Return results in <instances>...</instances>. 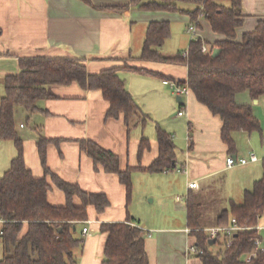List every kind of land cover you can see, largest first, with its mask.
I'll use <instances>...</instances> for the list:
<instances>
[{
    "label": "crops",
    "instance_id": "obj_1",
    "mask_svg": "<svg viewBox=\"0 0 264 264\" xmlns=\"http://www.w3.org/2000/svg\"><path fill=\"white\" fill-rule=\"evenodd\" d=\"M128 1L91 0V4H87L81 0H0V97L4 93L5 76L19 71L18 59L21 57H78L84 60L89 73L116 67L126 89L141 111L148 115L146 121L128 127L122 115L107 117L109 102L99 89L86 90L76 82L52 85L55 97L38 99L33 113L14 109L25 165L34 176H42L36 140L39 134L56 139L46 145V164L49 168L63 180L79 184L85 191L106 194L109 205L104 211L97 213L92 205H88L87 219L77 223V234L83 238L81 247L74 250L77 264H103L107 233L100 231V223L123 221L128 216L143 229L149 264H202L199 257L186 251L195 243L191 227L187 224L188 194L196 195L202 207L208 203L209 206L217 204L219 199L210 198L206 202L199 194L208 187L207 182L224 175L225 193L221 192V196L224 202H228L223 208H228L231 201L242 203L244 191L251 189L253 182L264 175V97L255 101L248 91L235 95L237 102L251 104L253 114L259 120L260 131L235 132L236 150L229 153L220 136L221 118L197 101L190 89L179 96L180 100H176L173 94L177 95L162 82L165 77L122 68L121 57L128 54L137 57L140 54L149 22L167 20L170 32L173 28L176 35H180V27L182 30L186 28L188 33L189 14L134 6L123 11L102 8L125 5ZM183 6L191 9L194 4ZM241 7L244 15L242 23L236 28L237 41L264 18V0H241ZM198 21L200 27L196 28V32L204 41L212 43L223 38V35L212 31L202 15ZM170 36L171 33L160 47L164 55L186 49L187 46L183 49L174 47L176 50L170 52L175 53L163 51ZM130 63L172 79H185L187 75L186 66L181 64L137 59ZM181 109L184 113L179 115ZM21 118L30 120L32 127H25ZM158 128L172 136L175 164L180 166V173L172 170L148 172L136 167L138 164L148 166L157 157ZM184 135L185 142L181 139ZM143 137L148 139L149 146L139 156V144ZM82 139L93 140L117 154L120 169L127 166L133 168L129 201L126 188L115 173L105 172L101 166L94 169L93 160L80 150L79 141ZM175 142L184 149L179 161ZM250 151L258 155V161L226 167L227 156L246 157ZM16 152L11 140L0 139V176L9 167ZM192 180L198 182L197 189H188L187 184ZM209 185L213 186L212 183ZM51 186L47 200L55 205L64 204V193L53 184ZM74 203L79 204L80 200L74 197ZM217 212L215 207L202 210L204 219L212 216L204 221V229L216 226L212 220ZM84 226L89 230L85 235L82 233ZM257 227L264 244V214Z\"/></svg>",
    "mask_w": 264,
    "mask_h": 264
},
{
    "label": "trees",
    "instance_id": "obj_2",
    "mask_svg": "<svg viewBox=\"0 0 264 264\" xmlns=\"http://www.w3.org/2000/svg\"><path fill=\"white\" fill-rule=\"evenodd\" d=\"M91 4V0H81ZM184 4H194L189 9ZM134 6L140 9L167 10L188 13L190 24L200 27L198 18L202 15L212 31L223 35L212 43L199 35L191 38L184 51L164 55L160 47L170 35L167 20L151 21L147 24L140 54L121 57L122 68L141 73H161L138 67L131 61H156L186 66L185 79H171L180 85H187L197 101L204 104L222 120L220 136L228 152L236 150L233 134L237 131H260L259 120L249 103L235 100L238 92L248 91L252 99L264 97V18L256 27L235 40L236 28L242 23L241 0H129L125 5L102 8L123 11ZM189 24V25H190ZM202 44L210 52L201 50ZM219 53L212 57L213 48ZM19 71L4 78V93L0 97V139L11 140L16 147V155L9 167L0 176V243L2 257L0 264H77L75 248L81 247L83 238L76 231L77 223L87 219V206L92 205L101 213L109 205L104 192H88L75 182L60 178L46 164V145L56 139L39 134L36 140L42 176H34L25 165L22 138L14 121V109L20 106L28 114L37 109L36 101L53 98L52 85L78 83L83 89H99L109 102L107 117L123 116L129 127L144 122L148 115L141 111L124 79L116 67L89 73L85 62L78 57L35 56L18 59ZM159 153L148 166L138 164V169L156 172L173 170L175 146L172 136L158 128L156 133ZM148 139L143 137L138 155L148 148ZM80 150L86 153L97 170L101 166L105 172L115 173L126 188V198L132 193V167H119L118 155L103 148L90 139L79 141ZM51 184L60 189L65 203L51 204L47 193ZM74 197L80 200L74 203ZM187 224L195 237L194 245L201 249L195 255L202 264H264V252H251L254 240L260 237L257 229L259 219L264 214V175L253 182L251 189L243 193L242 203L231 201L228 208L220 209L213 218L216 226H227L234 218L239 226L232 233L231 243L227 238L219 242L216 250L209 244L204 231L203 207L196 195L188 194L186 200ZM100 231L107 233L103 249V264H149L144 249L143 229L128 216L123 221L101 222Z\"/></svg>",
    "mask_w": 264,
    "mask_h": 264
},
{
    "label": "built area",
    "instance_id": "obj_3",
    "mask_svg": "<svg viewBox=\"0 0 264 264\" xmlns=\"http://www.w3.org/2000/svg\"><path fill=\"white\" fill-rule=\"evenodd\" d=\"M187 32L192 34V38L194 39L197 38L198 36L196 32V26L194 24L188 25ZM201 50L203 52L211 51L209 50V47L206 44H202ZM162 82L166 84L168 87H170L177 96L186 94L189 90L187 85L185 84L180 85L176 81L168 79V78H163ZM183 113L184 111L182 109L178 111L179 115H182ZM258 160H259V157L253 151H250L246 157H237V156L229 155L226 157L225 163H226V167L230 168L236 165H243V164H246L249 162H255ZM182 171H186V170L182 169ZM198 186L199 185L196 180L189 181L187 184L188 189H197ZM237 229H239V226L236 224L235 219L231 218V223L227 226H212V227L204 229V231L210 239L215 238L216 240L217 238H222V239L227 238V243L230 244L231 243L230 237L232 233L235 232ZM257 229L259 228L257 227ZM88 232H89L88 227L84 226L82 228V233L85 235ZM254 243H255V248L251 252L252 256H255L258 251L264 252V244H262V240L259 237H257L254 240ZM186 251L188 254H196V253L201 252V249H199L195 245H191V246H188Z\"/></svg>",
    "mask_w": 264,
    "mask_h": 264
},
{
    "label": "rangeland",
    "instance_id": "obj_4",
    "mask_svg": "<svg viewBox=\"0 0 264 264\" xmlns=\"http://www.w3.org/2000/svg\"><path fill=\"white\" fill-rule=\"evenodd\" d=\"M175 30H177V25H176ZM178 32L180 33V35H178V34L176 35L174 29L172 28V30L170 32L171 33V36L169 37V41H167L166 46L163 48V51H165V52L166 51H169V53H175V52H170L171 50L172 51H175L176 50V48H174V47H178V49H181V48L183 49V47H186L187 46V42H188L189 39L192 38V34L186 33V28H184V30H182V27H180V30ZM184 44H185V46H184ZM173 98L174 99L176 98V96L174 94H173ZM15 108H20L21 110H23L20 106H16ZM20 121L22 122L23 125H25V127H32V125H31L32 122L30 120L28 121V120H26V118H21ZM181 139L183 140V142H185V135ZM176 146H177L176 154H177V158H178V161H179V159L183 157V150L184 149L182 148V145L180 146L178 143H176ZM178 169H180V166L179 165H177V167H175L172 170V172H174V173H180L178 171ZM224 182H226L225 176L224 175H219L214 180H212L211 182H207L206 183L207 184L206 186H208V187H206V189H204L203 193H200L199 194L200 198L203 199L206 202H208L209 200H211L210 198H217V199H219V201H218L217 204H212L211 206H209L208 205L209 203H208L207 204L208 207H207V205H205L203 207V210H208V209H210V207L211 208L212 207H215L216 210L219 211L223 207L227 206V203H228L227 200H225V202H224V200L222 199V196H221V192H223L225 190V188L223 187V183ZM210 183L213 184L212 187H210V185H209ZM224 193H225V191H224ZM208 214L209 215L211 214V211L210 210L208 211ZM211 217L212 216H209V217L205 218V221L210 220ZM262 236L264 237V234ZM222 240H223L222 238H219L218 239V243H216L215 245H213L212 246V249L213 250H216L218 248L219 242H221ZM1 255H2V250H1V243H0V257H1Z\"/></svg>",
    "mask_w": 264,
    "mask_h": 264
},
{
    "label": "water",
    "instance_id": "obj_5",
    "mask_svg": "<svg viewBox=\"0 0 264 264\" xmlns=\"http://www.w3.org/2000/svg\"><path fill=\"white\" fill-rule=\"evenodd\" d=\"M219 51H220L219 48H217V47L213 48L212 53H211V56H212V57H215V56L219 53ZM176 100H180V97L177 96V97H176ZM254 100L256 101V99H254ZM233 156H234V155H233ZM214 241H215V238H211V239H209V244H212Z\"/></svg>",
    "mask_w": 264,
    "mask_h": 264
}]
</instances>
